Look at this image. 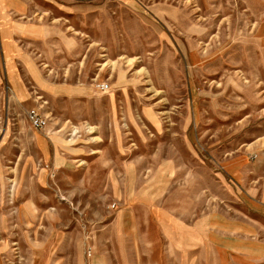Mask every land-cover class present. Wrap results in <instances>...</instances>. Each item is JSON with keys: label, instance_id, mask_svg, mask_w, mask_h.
<instances>
[{"label": "rangeland", "instance_id": "rangeland-1", "mask_svg": "<svg viewBox=\"0 0 264 264\" xmlns=\"http://www.w3.org/2000/svg\"><path fill=\"white\" fill-rule=\"evenodd\" d=\"M0 264H264V0H0Z\"/></svg>", "mask_w": 264, "mask_h": 264}, {"label": "built area", "instance_id": "built-area-1", "mask_svg": "<svg viewBox=\"0 0 264 264\" xmlns=\"http://www.w3.org/2000/svg\"><path fill=\"white\" fill-rule=\"evenodd\" d=\"M103 89L108 88L107 84H102ZM29 118L34 128L44 129L48 126V117L43 115L38 109H32L29 111Z\"/></svg>", "mask_w": 264, "mask_h": 264}]
</instances>
